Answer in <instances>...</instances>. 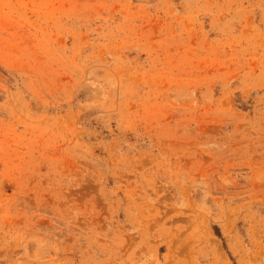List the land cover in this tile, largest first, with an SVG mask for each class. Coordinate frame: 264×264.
<instances>
[{"label":"rangeland","instance_id":"obj_1","mask_svg":"<svg viewBox=\"0 0 264 264\" xmlns=\"http://www.w3.org/2000/svg\"><path fill=\"white\" fill-rule=\"evenodd\" d=\"M0 264H264V0H0Z\"/></svg>","mask_w":264,"mask_h":264}]
</instances>
